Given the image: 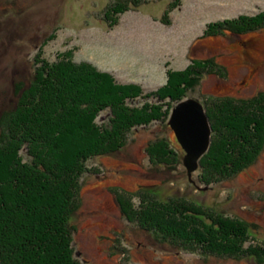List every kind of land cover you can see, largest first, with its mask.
Segmentation results:
<instances>
[{
    "label": "rangeland",
    "instance_id": "1",
    "mask_svg": "<svg viewBox=\"0 0 264 264\" xmlns=\"http://www.w3.org/2000/svg\"><path fill=\"white\" fill-rule=\"evenodd\" d=\"M114 2L0 0V138L2 118L20 98L19 86L32 80L43 59L70 56L150 92L166 83L168 70L213 57L225 73L205 76L191 97L207 102L264 96V29L203 37L208 25L264 14V0H144L111 26L105 12ZM169 121L136 128L120 152L88 162L73 218L75 257L81 264H258L251 257H206L175 249L122 214L120 196L135 208L141 206L137 196L147 192L162 201H193L224 218L245 221L251 228L247 245L264 247V150L233 179L207 187L195 171L192 183ZM164 138L180 154L175 168L155 167L147 154L152 142Z\"/></svg>",
    "mask_w": 264,
    "mask_h": 264
},
{
    "label": "trees",
    "instance_id": "2",
    "mask_svg": "<svg viewBox=\"0 0 264 264\" xmlns=\"http://www.w3.org/2000/svg\"><path fill=\"white\" fill-rule=\"evenodd\" d=\"M143 3L115 0L105 19L116 26L122 14ZM260 29L264 14L240 16L208 25L203 37ZM223 73L216 58L193 59L184 70H168L164 85L145 92L138 83L121 84L111 73L70 56L40 60L1 122L0 264H81L73 246V218L88 162L120 152L136 128L165 122L176 104L193 98L205 76ZM199 101L211 124L212 142L199 161L197 178L210 187L233 179L263 152L264 96ZM104 113L107 117L99 120ZM147 154L155 167L180 163L179 152L165 138L152 142ZM137 197L140 209L118 198L122 214L157 241L206 257L238 255L264 264V247L247 245L251 228L245 221L184 199L162 201L151 192Z\"/></svg>",
    "mask_w": 264,
    "mask_h": 264
},
{
    "label": "water",
    "instance_id": "3",
    "mask_svg": "<svg viewBox=\"0 0 264 264\" xmlns=\"http://www.w3.org/2000/svg\"><path fill=\"white\" fill-rule=\"evenodd\" d=\"M169 125L185 151L184 165L191 177L212 142V128L204 105L194 98L179 102L172 110Z\"/></svg>",
    "mask_w": 264,
    "mask_h": 264
},
{
    "label": "bare ground",
    "instance_id": "4",
    "mask_svg": "<svg viewBox=\"0 0 264 264\" xmlns=\"http://www.w3.org/2000/svg\"><path fill=\"white\" fill-rule=\"evenodd\" d=\"M105 183H110V182H105Z\"/></svg>",
    "mask_w": 264,
    "mask_h": 264
}]
</instances>
